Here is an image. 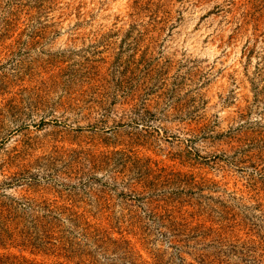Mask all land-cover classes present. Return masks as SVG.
Returning a JSON list of instances; mask_svg holds the SVG:
<instances>
[{"label": "rangeland", "instance_id": "rangeland-1", "mask_svg": "<svg viewBox=\"0 0 264 264\" xmlns=\"http://www.w3.org/2000/svg\"><path fill=\"white\" fill-rule=\"evenodd\" d=\"M0 264H264V0H0Z\"/></svg>", "mask_w": 264, "mask_h": 264}]
</instances>
